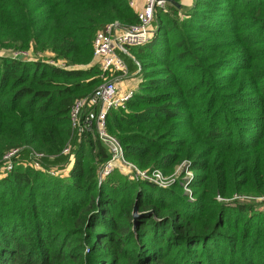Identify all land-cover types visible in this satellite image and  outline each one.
Instances as JSON below:
<instances>
[{
    "label": "trees",
    "instance_id": "obj_1",
    "mask_svg": "<svg viewBox=\"0 0 264 264\" xmlns=\"http://www.w3.org/2000/svg\"><path fill=\"white\" fill-rule=\"evenodd\" d=\"M112 20L137 19L127 0H0V49L65 60L0 53V158L19 147L0 169V264H264L262 200L224 199L264 195V0H167L122 53L137 83L107 127L141 168L186 160L192 175L169 186L119 170L100 182L106 146L72 131L73 101L103 80L94 34ZM33 150L47 168L73 159L52 174Z\"/></svg>",
    "mask_w": 264,
    "mask_h": 264
},
{
    "label": "built area",
    "instance_id": "obj_2",
    "mask_svg": "<svg viewBox=\"0 0 264 264\" xmlns=\"http://www.w3.org/2000/svg\"><path fill=\"white\" fill-rule=\"evenodd\" d=\"M167 0H127L128 5L136 13V21L128 24L119 20H112L98 28L92 40V54L94 61L101 69L103 80L88 94L77 97L69 110V120L72 131L78 135L91 133L102 142L108 151V157L99 166L98 180L101 182L114 170H119L131 178L145 179L154 182L158 186H167L169 181L163 176L158 168L147 169L139 167L134 161L124 154L122 144L118 137L109 131L107 127V113L111 109L125 107L127 100L132 95L133 90H121L119 79L121 76L129 75L128 65L122 53H128V47L144 43L153 33V18L157 7H165ZM13 57L37 59L30 56L26 50H16L10 53ZM57 65H65L59 59L48 61ZM110 73V77L104 74ZM70 145L66 144L62 152L67 153ZM19 147L7 149L0 158V169H11L15 162V156ZM44 153L33 150L31 163L35 168L48 170L52 174L65 173L68 165L64 168L45 166L42 162ZM179 168L183 178L190 177L192 170L186 160L180 162ZM185 187H188L184 184ZM241 195V194H239ZM246 198H256L264 202V195L250 196ZM222 199L221 196H218ZM264 208V207H263Z\"/></svg>",
    "mask_w": 264,
    "mask_h": 264
},
{
    "label": "rangeland",
    "instance_id": "obj_3",
    "mask_svg": "<svg viewBox=\"0 0 264 264\" xmlns=\"http://www.w3.org/2000/svg\"><path fill=\"white\" fill-rule=\"evenodd\" d=\"M20 49L28 51V55L29 56H26L28 58L30 56L31 57L34 56V57L41 58L42 60H44L46 62L47 61H53V60L55 61V58H53L52 53L50 51H48V50H34L32 46L25 47V48L0 49V53H11L12 51H16V50H20ZM59 60H61V61H63L65 63L64 59H59ZM104 77L109 78L110 77V73L107 72V74H104ZM130 77H132L131 74H129L127 76H121V78L119 79V82H123V83H121V85L123 86V84H125ZM134 82H136V81H134ZM120 88H121V86H120ZM123 88L126 89L125 86H123ZM129 88L130 87H128L127 90ZM180 164H181L180 162L178 164H175V166L173 168H171V169H168L167 172H165V171L163 172L161 170L163 176H165L166 179L169 181V185L174 182V179H176V178H178L180 176V173L182 172V169L179 168ZM1 174H2V172H0V175ZM114 175L118 176V174L117 175L114 174ZM169 185H167V186H169ZM183 189H184V192L187 193V195L189 197H191V188L188 186V187H183ZM239 194H241V195H239ZM245 195H250V194L234 193L231 197H227V198H224V199H227V200H231L232 198L247 199ZM250 196H254V195H250ZM251 199L257 200L256 198H251ZM260 207L264 210V208H263L264 207V202L262 203V205ZM257 208H258V206H257Z\"/></svg>",
    "mask_w": 264,
    "mask_h": 264
},
{
    "label": "crops",
    "instance_id": "obj_4",
    "mask_svg": "<svg viewBox=\"0 0 264 264\" xmlns=\"http://www.w3.org/2000/svg\"><path fill=\"white\" fill-rule=\"evenodd\" d=\"M178 1L181 4L188 6L192 3L193 0H178ZM134 81H136V79H135V76L132 74V77H130L127 80V82L125 84H123V86H125L126 89H124L123 86L121 85V83H123V82H119V86H121V88H122V89L121 88L120 89L124 91V90H127L128 87H130L129 89L134 90V88L136 87V83H137V81L136 82H134ZM70 165H71V163L68 165L67 169L70 167Z\"/></svg>",
    "mask_w": 264,
    "mask_h": 264
},
{
    "label": "water",
    "instance_id": "obj_5",
    "mask_svg": "<svg viewBox=\"0 0 264 264\" xmlns=\"http://www.w3.org/2000/svg\"><path fill=\"white\" fill-rule=\"evenodd\" d=\"M168 1H173V0H168ZM133 215H134V220L137 217L138 213H137V208H136V204L133 207Z\"/></svg>",
    "mask_w": 264,
    "mask_h": 264
}]
</instances>
